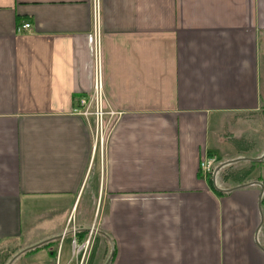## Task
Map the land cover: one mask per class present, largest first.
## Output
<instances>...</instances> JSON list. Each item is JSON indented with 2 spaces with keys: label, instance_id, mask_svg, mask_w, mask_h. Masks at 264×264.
<instances>
[{
  "label": "crops",
  "instance_id": "1",
  "mask_svg": "<svg viewBox=\"0 0 264 264\" xmlns=\"http://www.w3.org/2000/svg\"><path fill=\"white\" fill-rule=\"evenodd\" d=\"M94 3L0 0V264L39 205L59 234L27 264H264L261 188L230 190L264 159L199 168L264 149V0Z\"/></svg>",
  "mask_w": 264,
  "mask_h": 264
},
{
  "label": "rangeland",
  "instance_id": "2",
  "mask_svg": "<svg viewBox=\"0 0 264 264\" xmlns=\"http://www.w3.org/2000/svg\"><path fill=\"white\" fill-rule=\"evenodd\" d=\"M248 157V156H247ZM249 165L250 176H259L262 178L264 176V168H261L260 166L252 167ZM235 171V170H231ZM46 208V209H45ZM42 207L41 205L38 206L39 211H47L48 215L44 214V216H37L35 217V220L31 221V224L29 226H25L23 224V229L21 231L19 242H21V246L23 245L25 248L36 245L38 243H41L44 240L45 234L49 231H53V233L59 234V210L56 209H49L50 205ZM38 211V210H37ZM70 222V221H69ZM47 225L46 229H42L41 227ZM46 227V226H45ZM263 235H264V223H263ZM58 236V235H57ZM55 241H58L57 239ZM63 247L67 248V250L70 251V238L69 235L66 236V240L63 243ZM23 248V249H25ZM21 249V250H23ZM21 250L17 251L10 260L16 256ZM39 252V251H37ZM37 252H31V253H23L16 257L11 264H27L26 262L29 261L33 263L34 256L37 254ZM9 260V261H10ZM8 261V262H9ZM7 262V264H8Z\"/></svg>",
  "mask_w": 264,
  "mask_h": 264
},
{
  "label": "built area",
  "instance_id": "3",
  "mask_svg": "<svg viewBox=\"0 0 264 264\" xmlns=\"http://www.w3.org/2000/svg\"><path fill=\"white\" fill-rule=\"evenodd\" d=\"M94 2H95L94 8H95V13H96L98 10V5H97L98 0H94ZM29 27H30L29 23H24L21 26H19L17 30L29 29ZM95 63H96V66H95V71H94L92 93L90 96L83 97L79 100V107L75 111L84 116H89V115L94 116L95 120L97 121V124H99V129H100V122H101L102 116L104 115V112H103L102 105H101L102 82H101V72H100V67H99L98 50H97V59ZM102 143H103V138L99 134L98 144L100 148L102 146ZM216 163H217L216 158L213 156L203 157L199 163V168L205 175H208V174L211 175L214 165ZM93 230L94 229L92 226L89 230V236L92 234ZM64 233L61 236V240L64 236ZM87 243H88V240L85 242V244ZM81 249L82 247L79 246L75 240H73L72 241V253L74 255H77Z\"/></svg>",
  "mask_w": 264,
  "mask_h": 264
},
{
  "label": "water",
  "instance_id": "4",
  "mask_svg": "<svg viewBox=\"0 0 264 264\" xmlns=\"http://www.w3.org/2000/svg\"><path fill=\"white\" fill-rule=\"evenodd\" d=\"M263 159H264V149H263L262 153H261L259 156L254 157V158L237 157V158H233V159H229V160H225V161L217 162V163L214 165L213 171H212V173H211V175H212V180L215 182V178H216V176L218 175V173H219L223 168H225V167H227V166H229V165H231V164H236V163H238L239 161L259 162V161H261V160H263ZM252 183L259 185L260 188H261V195H260V199H259V209H260V206H261V205H260V201H261V199H262V196L264 195V187H263V185H262L261 183H259V182H253V181H252V182H250V183H245V184H242V185L236 186V187H234V188H231L230 190L237 189V188H240V187H242V186H247V185H250V184H252ZM260 210H261V209H260ZM261 223H262V212H260V222H259V226L261 225ZM63 233H64V232H63ZM63 233H62V234H63ZM64 234H65V233H64ZM61 236H62V235H61ZM61 236H59V237L61 238ZM59 237H58V238H59ZM43 243H46V241L41 242V243H38V244H36V245L30 246V247H27V248L21 250L16 256H14V257L8 262V264H11L12 261H13L16 257H18L19 255L23 254L24 252H26V251H28V250H30V249H34V248H36L37 246H39L40 244H43ZM110 258H111V253H110V255L108 256L107 260L104 262V264H108Z\"/></svg>",
  "mask_w": 264,
  "mask_h": 264
},
{
  "label": "trees",
  "instance_id": "5",
  "mask_svg": "<svg viewBox=\"0 0 264 264\" xmlns=\"http://www.w3.org/2000/svg\"><path fill=\"white\" fill-rule=\"evenodd\" d=\"M255 165V163L253 164V166ZM236 173H238L237 171H231V169H228L225 171V173L223 174L224 177H226L227 175H235ZM250 173V170L249 172H245V174H249ZM261 203H262V206L264 207V195H263V198L261 200Z\"/></svg>",
  "mask_w": 264,
  "mask_h": 264
}]
</instances>
